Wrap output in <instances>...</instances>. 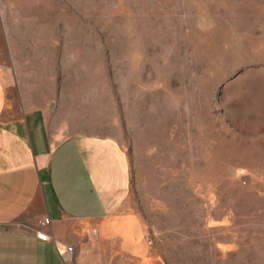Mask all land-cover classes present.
<instances>
[{
    "label": "rangeland",
    "instance_id": "374dc122",
    "mask_svg": "<svg viewBox=\"0 0 264 264\" xmlns=\"http://www.w3.org/2000/svg\"><path fill=\"white\" fill-rule=\"evenodd\" d=\"M0 25L52 134L128 152L156 264H264V0H0Z\"/></svg>",
    "mask_w": 264,
    "mask_h": 264
},
{
    "label": "crops",
    "instance_id": "0c3cea01",
    "mask_svg": "<svg viewBox=\"0 0 264 264\" xmlns=\"http://www.w3.org/2000/svg\"><path fill=\"white\" fill-rule=\"evenodd\" d=\"M30 96L0 66V264H100L113 254L156 264L130 202L126 149L107 135L60 139L50 132L46 105ZM39 231L49 240L38 239Z\"/></svg>",
    "mask_w": 264,
    "mask_h": 264
},
{
    "label": "built area",
    "instance_id": "2783aa9c",
    "mask_svg": "<svg viewBox=\"0 0 264 264\" xmlns=\"http://www.w3.org/2000/svg\"><path fill=\"white\" fill-rule=\"evenodd\" d=\"M50 223V219L49 218H45L44 221L42 222L43 226H47ZM37 238L42 240V241H48L49 240V236L47 233L43 232V231H39L37 233ZM72 248H69V251H71Z\"/></svg>",
    "mask_w": 264,
    "mask_h": 264
}]
</instances>
